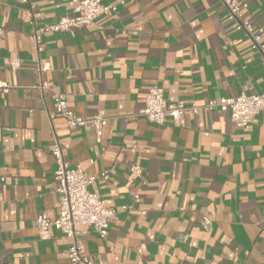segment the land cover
<instances>
[{
	"label": "crops",
	"instance_id": "obj_1",
	"mask_svg": "<svg viewBox=\"0 0 264 264\" xmlns=\"http://www.w3.org/2000/svg\"><path fill=\"white\" fill-rule=\"evenodd\" d=\"M238 1L241 18L264 32V0ZM102 3L113 9L93 25L42 35L50 68L40 75L30 22L55 23L73 0H0V82L9 85L0 90V264H67L69 239L54 227L42 239L35 227L37 215L59 214L54 136L115 209L106 237L80 227L82 250L97 264H264V111L244 127L217 108L178 125L138 114L152 85L169 102L196 105L264 89L251 34L221 0ZM10 59L20 66L11 69ZM41 80L77 115L103 114L101 137L90 123L69 129L62 117L50 120L55 103L34 87Z\"/></svg>",
	"mask_w": 264,
	"mask_h": 264
},
{
	"label": "built area",
	"instance_id": "obj_2",
	"mask_svg": "<svg viewBox=\"0 0 264 264\" xmlns=\"http://www.w3.org/2000/svg\"><path fill=\"white\" fill-rule=\"evenodd\" d=\"M71 14L61 16L55 23L37 26L32 20L30 23L31 39L37 53L36 67L40 75L49 70L50 63L47 59L40 57L43 50L42 35L45 32L66 31L69 29L86 28L94 24L95 20L107 14L113 5L104 4L102 0H73ZM226 8L228 18L235 21L239 28L251 34L252 48L261 54V62L264 66V43L261 41L263 29L259 28L254 32L248 20L242 19L241 7L246 3H239L238 0H221ZM19 59H10L9 67L17 69L20 66ZM43 94L44 90H50V98L55 103L54 113H48L51 120L54 117L65 119L69 129L81 127L87 123L94 126L96 136L99 139L102 135V128L107 122L103 114L97 113L90 119L77 115L72 111L66 102V96L52 90L49 82L41 80L34 86ZM9 88L6 83L0 82V90L5 92ZM44 98V96H43ZM227 111L231 121L236 127H244L255 122L256 115L264 111V89L253 93H240L234 97H217L209 99L204 104H186L179 100L169 102L158 85H152L145 98L144 107L139 110V115L148 121L163 124L170 118L175 125L179 124L180 118L185 114L198 115L200 112H209L213 109ZM51 156L55 163L53 178L57 181V192L59 194V214L55 219L44 218L41 215L35 217V227L42 239L49 237V229L54 227L60 230L68 239L69 243L65 250L67 264H97L96 259L85 254L82 250L81 226H88L94 229L101 238L106 237L108 227L115 216V209L106 206L102 196L91 191L89 186L97 179L88 175L80 166H72L65 160L61 145L54 136L51 146ZM131 171L139 175L138 166L131 167ZM101 179L108 178V172L100 173ZM132 201L139 197L138 191L131 192ZM133 205L123 206V210L131 209ZM204 229L211 227V220L203 217L200 221ZM188 235L181 233L179 239L186 241Z\"/></svg>",
	"mask_w": 264,
	"mask_h": 264
}]
</instances>
